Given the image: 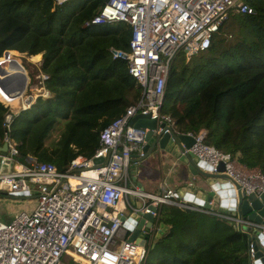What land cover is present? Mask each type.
<instances>
[{
	"label": "trees",
	"instance_id": "obj_1",
	"mask_svg": "<svg viewBox=\"0 0 264 264\" xmlns=\"http://www.w3.org/2000/svg\"><path fill=\"white\" fill-rule=\"evenodd\" d=\"M105 1L54 6V0H0V58L6 51L36 60L41 55L39 63L22 58L29 80L25 94L38 90L28 108L13 113L8 106L19 98L0 96L8 105L0 102V147L7 132L24 157L65 171L77 158H92L100 131L139 99L126 61L110 53L129 51L131 28L86 27ZM243 1L252 13H230L205 52L172 67L161 113L173 118L180 134L205 130V144L264 176V0ZM60 121L59 137L47 147ZM159 224L167 231L150 250L159 259L146 264L247 261L246 235L224 218L166 205Z\"/></svg>",
	"mask_w": 264,
	"mask_h": 264
},
{
	"label": "built area",
	"instance_id": "obj_2",
	"mask_svg": "<svg viewBox=\"0 0 264 264\" xmlns=\"http://www.w3.org/2000/svg\"><path fill=\"white\" fill-rule=\"evenodd\" d=\"M69 1L74 0H54V6ZM232 12L250 14L252 10L243 0L105 1L86 27L123 23L131 28L129 51L111 49L110 53L113 59L126 61L140 97L100 131L99 148L92 158H82L80 162L77 158L65 171H58L51 163L24 157L8 133H4L7 151L1 158L10 162L12 170L0 174V194L33 198L35 206L8 223L0 221V264H64L65 255L81 264H146L159 229L162 207L176 206L182 211L184 205L174 200V190L162 186L157 194L145 193L133 181L130 159L133 155L139 159L145 156L142 150L147 130L131 124L139 114L148 115L156 122L151 131L153 137L160 134L168 135L171 140L178 135L192 137L193 144L181 155L195 158L202 170L207 168L210 174L226 175L246 195L264 193V176L260 170L247 169L231 155L205 144V130L197 134L178 133L173 118L161 113L177 55L182 52L184 62L189 63L205 52L213 35ZM42 96L48 95L45 92ZM27 108L23 104L22 110ZM10 118H6V127ZM100 157L103 163L93 164L92 160ZM220 163L224 165L221 173L217 171ZM130 196L141 199L142 208L132 207ZM123 198H126V209L133 213H151L154 219L144 246L127 240L129 233L118 211ZM148 205L156 211L147 210ZM199 211L251 230L263 227L213 211ZM248 255L253 258L251 244Z\"/></svg>",
	"mask_w": 264,
	"mask_h": 264
},
{
	"label": "water",
	"instance_id": "obj_3",
	"mask_svg": "<svg viewBox=\"0 0 264 264\" xmlns=\"http://www.w3.org/2000/svg\"><path fill=\"white\" fill-rule=\"evenodd\" d=\"M12 51L4 52L3 56L0 58V91L9 96L10 98H22L25 95L27 85H28V77L24 68L14 62H9L8 68L4 69L2 67L4 61L8 60L10 57V53ZM17 53V52H16ZM164 102V99H163ZM32 103V97L29 96L25 100V104L28 106ZM10 118V115L8 116ZM131 124L136 128L146 129V137H145V145L143 147V152L145 156L143 158H138L137 155H133L130 159V163L133 164L131 169V175H133V181L136 179V175L138 173V168L136 169V163L138 162L142 168L147 166L144 163L149 161L150 164H153V160H155V155H157L160 151H168L171 153L178 161V163L182 166H186L189 173L193 176H197L198 172L194 171L197 169L201 171L205 180L199 179L197 183H201V185L193 184L189 181L185 183V186L179 188L177 190V196L182 200L181 204L184 205L182 208L187 213L190 211H199V210H208L213 211L218 210L219 207L230 210H226L228 216L237 217L238 220L247 221L254 225L264 226V193L262 194H254L251 193L246 195L243 193L238 184H236L233 180L228 178L226 175L217 174L213 175L207 172V168L202 170L198 166V162L195 158H192L190 155L182 156L181 152L184 149H189L193 144V138L186 135H178L175 136L172 140L166 134H160L158 136L153 137L152 130L156 127V122L149 119L148 115L139 114L135 116L131 120ZM163 127V125H160ZM183 148H182V146ZM7 144L4 143L0 147V174L7 173L9 169L12 170L11 164L7 159H2L1 157L6 156ZM154 158V159H153ZM103 158H94L92 160L93 164L100 165L103 163ZM203 168V166H202ZM137 170V171H136ZM217 171L219 173L224 171V165L220 163L217 167ZM223 184L222 187L219 186ZM139 188H141V184L137 183ZM232 186H235L237 192L234 199L229 201L222 200L225 195H227L226 191H221L225 189H231ZM231 187V188H230ZM222 188V189H221ZM141 190V189H140ZM17 198V197H13ZM129 202L132 207L135 209L142 208L141 199L129 197ZM128 214L127 216L121 215L119 219L123 225L127 228V232L129 233L128 242H136L137 244L144 246L149 239V229L154 222V219L151 213H143L141 211L133 213L129 208L126 209ZM147 210L150 212H155L156 209L152 205L147 206ZM233 227H235L238 231L244 233L248 239V246L251 244L254 255L253 258H250L247 255V261L243 264H264V239L257 229L247 228L240 223H231ZM158 231L155 235V239L153 240V245L156 244L157 240L167 231V227L163 224L158 225Z\"/></svg>",
	"mask_w": 264,
	"mask_h": 264
},
{
	"label": "crops",
	"instance_id": "obj_4",
	"mask_svg": "<svg viewBox=\"0 0 264 264\" xmlns=\"http://www.w3.org/2000/svg\"><path fill=\"white\" fill-rule=\"evenodd\" d=\"M3 95L1 96L2 99ZM13 113H18L17 111H12ZM154 159V158H153ZM139 163H136V169L138 168V173L135 176V185L137 188L139 186L137 183L141 184V191L150 194H157L160 188L163 186L164 188L171 189L175 191L174 200L181 203V199L176 196L177 190L185 186L187 181L191 183H195L197 185H201V183H197L199 179L205 180V177L202 176L201 171L195 169L194 171L198 172L197 176H193L189 173L186 166H182L178 163L177 159L168 151H160L155 155V160H153V164H150L147 161L144 168L138 166ZM133 165V164H132ZM132 168V167H131ZM133 170V169H132ZM137 171V170H136ZM223 184L219 186L222 187ZM231 188V187H230ZM222 189V188H221ZM221 191H226L227 195L222 198L224 201H230L235 196L237 189L235 186H232L231 189H225ZM129 198V197H128ZM126 198H123L120 201L118 211L122 215H129L126 210ZM35 206V199L29 197H17L13 198L11 196L0 194V219L3 223L10 222L16 215L21 212H30L33 210ZM169 206V205H168ZM226 210H230L229 208ZM224 208L219 207L218 210H214L218 215L228 216L227 211ZM183 212L187 213L185 210ZM230 216V215H229ZM237 219V217H235ZM238 220V219H237ZM258 233L264 238V226L258 229ZM248 255V249H247Z\"/></svg>",
	"mask_w": 264,
	"mask_h": 264
},
{
	"label": "rangeland",
	"instance_id": "obj_5",
	"mask_svg": "<svg viewBox=\"0 0 264 264\" xmlns=\"http://www.w3.org/2000/svg\"><path fill=\"white\" fill-rule=\"evenodd\" d=\"M75 1L77 3H80V2H83L85 0H75ZM37 55H39V56H37V57H39V59L37 61H32L31 60L32 56L26 57L25 54H20V53L17 52L16 54L11 55L8 58V60L4 61V63L7 64V65H10V64H8L10 61L11 62L15 61L17 64H20L23 67L22 58H26L28 61H30L32 63H39L40 59H41V55L40 54H37ZM182 62H184V55H183L182 52H180L177 55L176 59H175V65L182 64ZM5 64H3L2 67ZM28 82H29V80H28ZM37 95H38V91H34L31 96H33V99H35L37 97ZM0 96H2V92H0ZM28 97H29V95L25 94L22 98H19V101H18L17 105H15V106H8L7 105V106L11 109V111L20 112V111H22L23 104H24L26 98H28ZM1 103H3V102H1ZM4 105H6V104H4ZM62 125H63V122L60 121L59 124L48 134L47 139L45 141V145L47 147L53 145L57 141V139L59 137V134L61 132V129H62ZM77 160L81 161L82 158H78ZM20 161L23 162V163L26 162L25 159H21ZM131 166H132V164H131ZM1 221H4V220H1ZM148 259H149L150 262H152L153 260H158L159 259V255L157 254L156 251H151L150 254H149ZM62 261H63L64 264H81L79 261L75 260L74 258L67 257L66 255L63 257Z\"/></svg>",
	"mask_w": 264,
	"mask_h": 264
},
{
	"label": "bare ground",
	"instance_id": "obj_6",
	"mask_svg": "<svg viewBox=\"0 0 264 264\" xmlns=\"http://www.w3.org/2000/svg\"><path fill=\"white\" fill-rule=\"evenodd\" d=\"M31 60H32V61H37L36 59H34V58H32V57H31ZM3 68H4V69H7V68H8V65L5 64V65L3 66ZM0 92H2V91H0ZM2 95H3L2 100H12V99H15V98H10L9 96H6V94L3 93V92H2ZM77 161H78V160H77ZM78 162H80V161H78Z\"/></svg>",
	"mask_w": 264,
	"mask_h": 264
},
{
	"label": "clouds",
	"instance_id": "obj_7",
	"mask_svg": "<svg viewBox=\"0 0 264 264\" xmlns=\"http://www.w3.org/2000/svg\"><path fill=\"white\" fill-rule=\"evenodd\" d=\"M75 1V0H74ZM26 72V71H25ZM45 93V91L43 92V94ZM42 94V95H43ZM43 97V96H42ZM32 100H33V97H32ZM1 102V101H0ZM3 104V103H2ZM24 104H25V102H24ZM4 105V104H3ZM26 105V104H25ZM5 106H7V105H5ZM29 106V105H28Z\"/></svg>",
	"mask_w": 264,
	"mask_h": 264
}]
</instances>
